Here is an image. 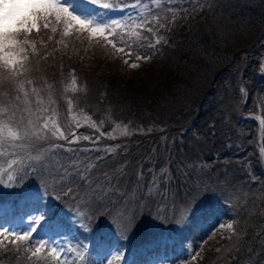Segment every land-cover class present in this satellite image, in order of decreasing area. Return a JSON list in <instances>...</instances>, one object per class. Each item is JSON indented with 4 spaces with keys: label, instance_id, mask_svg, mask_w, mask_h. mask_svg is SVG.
Returning <instances> with one entry per match:
<instances>
[{
    "label": "trees",
    "instance_id": "obj_1",
    "mask_svg": "<svg viewBox=\"0 0 264 264\" xmlns=\"http://www.w3.org/2000/svg\"><path fill=\"white\" fill-rule=\"evenodd\" d=\"M176 1L178 4L172 2L169 6L171 12L168 8L164 14L156 15L159 23L154 20L156 16L136 20V12L129 14L124 21L125 29L144 20L150 21L146 27L153 28L151 33L137 29L141 32L139 40L124 36V40L131 44L130 60L138 63L139 67L130 69L129 65L108 54L103 56L96 53L90 57L85 49L73 48L63 42L57 45L56 41H60L58 33H61L58 31L53 41L48 42L47 51L51 54L46 60L40 61L39 70L33 76L37 79L38 86H44L45 81L53 86V98L62 124L70 118L66 100L71 99L72 113L84 112L97 124L104 122V131L110 130L114 124L127 125L132 130L131 137L111 140L102 138L99 144L116 145L111 154L99 155L97 149L90 145L81 146L87 151L77 149L80 150L77 155L81 159L87 157L98 165L94 169L95 173H115L120 176L119 186L128 190L138 182L140 185H147L152 181L153 174H159L161 168H168L177 177L168 185L171 191L168 193L167 211L164 212L167 217L173 212L172 193L176 194L177 206L185 196L186 189L180 186L183 178L179 170H191L190 166L196 165L193 179L212 183L215 193L211 200L215 201L216 207L209 215L202 216L201 221L197 217L190 219L189 236L191 235L194 251L213 232H218L219 223H234L236 227L238 222V232H246L238 242L241 250L236 254V259H230L225 252L229 241L224 239L218 247L221 251L217 252V248L206 253L202 264H264V244L261 243L264 238V124L261 125L259 134L257 121L248 116L259 113L264 119V0H219L221 3L227 1L226 4H219L229 6L225 11L227 14L233 11L226 30L216 24H225L218 20L221 12L217 5L212 7L211 3H204L200 8V5H191L190 2ZM198 1L202 3L204 0ZM127 14L118 13L115 18L118 21ZM201 15L204 16L199 17ZM106 22L111 23V20ZM160 24L164 27L161 28ZM188 24L190 28L186 26ZM196 26L200 36L195 31ZM117 32L119 34L121 29H117ZM48 35L52 33L42 28L39 34H32V39L37 42L41 38L47 40ZM215 36L224 40L221 47L215 41ZM234 36L241 37L237 47ZM158 37H163L159 44L147 47L149 43H155ZM195 38H199V43ZM119 39V35L114 37L117 42ZM180 44L185 47L182 53L177 49ZM37 48L40 56H43L45 49L39 42ZM57 48L59 50L53 51ZM137 55L151 58L136 61ZM217 57L221 58V63H217L212 77L206 76V84L190 85L197 80L193 78L197 69H202L203 72L208 70L206 62H214ZM33 63L35 64V60ZM73 69L78 91L65 93L64 88L71 81ZM190 78V83H187ZM196 85L198 86L194 91ZM196 93L201 94L195 96ZM44 95L47 103V94ZM168 116L167 120L163 119ZM139 130L145 132L142 134ZM74 131L79 135L97 134L96 129L89 125ZM55 143L68 146L64 140ZM45 146L48 145H42L47 148ZM60 154L67 156L68 152L62 151ZM98 157L102 159H97ZM36 172L38 176L47 178L46 172L29 170V175L22 184L14 187L15 192L8 195L9 190H4L0 195L6 193L4 197H12L25 186L32 187L36 181ZM141 172L143 178L138 181V174ZM225 180L232 187L224 184ZM43 182L40 185L44 187ZM50 185L51 182L40 202L46 205L42 210L47 212L43 225L47 224L48 230L54 231L55 226L51 222L58 228L60 224L66 228L54 233L56 235L49 233L43 237L47 241L60 239L56 243L60 242L69 249L87 246L83 249V261L76 251L66 253L67 264H73V261L75 264L95 263L92 258L102 238L110 247L116 246L120 256L139 255L135 258L136 264L149 260L153 252L140 253L138 249L148 237L154 238L153 225L158 219L153 217L157 212L161 214L164 211V201H159V207L152 205V215H148L145 210L135 226L129 229L125 221L119 219L123 202H116L117 198L114 197L107 207L93 208L98 214L90 221V231H83L78 226L73 229L72 226L75 225L71 226L63 213L76 200L65 197L58 188L54 191ZM246 197L248 200L244 205ZM13 201L10 200L9 204L16 205L18 209L26 206L29 200ZM8 209V206L0 203V219L7 215L12 224L18 213L10 210L12 215ZM86 209L89 210L87 207ZM132 210L139 211L135 204H129V213ZM111 220L115 229L107 232L105 227L110 226ZM37 233L33 234V245L38 240ZM227 236L228 232L225 237ZM232 242L237 243L236 237H233ZM249 247L252 251H249ZM160 251L164 255L168 253L164 248ZM17 255L19 254L9 252L5 258L4 252L0 251L3 264H35L34 259H27V253L20 255L19 259ZM42 264H55V261L49 258Z\"/></svg>",
    "mask_w": 264,
    "mask_h": 264
},
{
    "label": "snow or ice",
    "instance_id": "obj_2",
    "mask_svg": "<svg viewBox=\"0 0 264 264\" xmlns=\"http://www.w3.org/2000/svg\"><path fill=\"white\" fill-rule=\"evenodd\" d=\"M85 3L105 9L110 7L109 4L101 3L100 0H0V185L7 188L21 185L25 177L29 175V170L47 173V178L40 176V179L44 181L43 191L38 189L33 194L38 206L34 208V215L30 217L29 226L20 233L0 227V251L4 252L5 258L9 252L19 254L17 259L20 255L27 253V259H34L35 264H42L49 258L54 259L55 264H67L66 253L76 251L82 261L85 259L83 249L87 246L69 249L58 246L56 241L43 239L32 244L33 234L43 227V222L47 218V212L42 210L46 208V205L40 202L47 193L49 182L54 191L58 188L65 197L82 201V206L89 208L87 214L75 213L76 219L73 223L83 231H90L89 222L93 216L98 214L97 211H93V208L107 207L113 202L114 197L117 198L116 202H123L119 215L129 229L135 226L145 210L148 215H152V205L159 207L161 200L165 202L167 211L168 193L171 191L168 185L177 179L168 168H161L159 174L154 173L152 181L147 185H140L138 182L131 190L122 189L119 186L120 176L108 172L95 173L94 169H97L98 165L88 160L87 157L81 159L77 155L80 150L65 149L63 144L55 143L57 140H64L68 144L78 143L81 137L76 135L73 125L76 128L82 126L75 114L70 116L68 123H61L56 100L53 98V86L47 84V81L44 82V86H38V81L33 76V73L39 70L40 61L46 60L51 54L47 51V47L48 42L53 41L55 34L60 31L62 36L68 37L73 33L77 35L86 33L90 40H103L106 45L111 46L114 53L128 57L129 59L124 62L135 68L139 67V64L129 63L132 56L131 44L124 40V36L139 40L141 32L137 29L153 32L152 27H146L150 23L147 20L133 25L130 29H125L124 25L117 20L108 23L100 17L99 13L82 10ZM154 3L160 6L161 0H154ZM168 11L171 12L172 9L169 8ZM154 20L159 23L158 16L154 17ZM174 20L175 13L173 12ZM61 25L62 28H60ZM160 27L163 28L164 25L160 24ZM42 28L52 35H48L47 40L41 38L38 41L45 49L44 55L40 56L37 48L38 42L32 39V34H39ZM117 29H121L119 34ZM117 35L120 37L119 44L123 46H118L117 41L110 39ZM162 39L163 37H158L155 43H149L147 47H155ZM61 43L62 41H56L57 45ZM57 50L59 49L53 51ZM150 58L137 55L136 61ZM71 76L70 83L64 88L65 93L78 91L74 69ZM45 93L47 103H45ZM66 102L68 112L72 113L73 101L67 99ZM83 120L87 122L90 117L83 116ZM260 122L264 124V119ZM91 126L97 128L94 122ZM117 129H120L119 124L113 131ZM122 134H128L127 125H124ZM82 139L89 140L90 137L84 136ZM44 144L48 147H42ZM32 151H35L36 155H32ZM62 151L73 155H61ZM107 151L111 152L113 149L109 148ZM97 159H102V157ZM190 167L191 170H179L183 178L180 186L185 188L186 192L178 206L176 205V194L172 193L171 196L173 219L170 222L178 227L186 225L194 217L199 205L204 202L202 198H205L207 193L215 192L210 183H206L203 179H193L196 165ZM149 171L152 170L149 169ZM142 178L143 173L141 172L138 174V181ZM223 183L232 187L227 180ZM129 204H135L139 211L132 210L129 213ZM212 210L209 205L207 211ZM107 214L111 215V213ZM159 215L160 213L157 212L153 218L159 219ZM167 219L165 215V220ZM238 227V222H236V227L234 223L218 224V231L228 230V236L221 238L229 241V245L224 250L230 259H236V254L241 250L238 242L246 234V232H238ZM214 234L215 232L212 233ZM233 237H236L237 243L232 242ZM100 243L101 246L105 243L103 238ZM261 243L264 244V238L261 239ZM7 245L12 247L8 248ZM216 251L220 252L221 249L218 248ZM249 251H252L251 247ZM119 257L120 253L117 251L116 258ZM192 258L195 259V256ZM0 264H3V258H0ZM99 264H103V261ZM107 264H113V260L107 259Z\"/></svg>",
    "mask_w": 264,
    "mask_h": 264
},
{
    "label": "rangeland",
    "instance_id": "obj_3",
    "mask_svg": "<svg viewBox=\"0 0 264 264\" xmlns=\"http://www.w3.org/2000/svg\"><path fill=\"white\" fill-rule=\"evenodd\" d=\"M185 2H190L191 5L196 4V6L200 5V8L203 7L204 3H211V6L213 7L214 5H217L216 7L219 8L220 12L218 15V20L219 21H223L225 24H220L217 23L216 24L218 26H220L222 29L226 30L228 29V20L230 19V17L233 16V11L232 13L227 14V12H225L228 8L226 7V5H219V4H226V2L221 3L219 2V0H204L202 3L199 2L198 0H183ZM221 1V0H220ZM233 1V0H232ZM253 1V0H252ZM101 3H107L110 5L109 8L105 9L102 7H97L96 5H89L87 3H85L83 5V9L82 10H87V11H92L95 13H99L100 17L104 20V21H108L110 19L112 20H117L115 17L117 16L118 13L121 12H127L128 14L123 17L122 19L118 20L121 22L122 25H124V21L127 19V17L129 16V14H134V12H136L134 19L138 20V19H146L149 18V16H156L159 14H164L167 9L169 8L170 4L172 2H174L175 4H178V2L176 0H161V5L157 6L156 3H154V0H100ZM133 12V13H132ZM199 13V12H197ZM204 16V15H203ZM202 15L199 17H203ZM111 20V21H112ZM202 20V18L200 19ZM187 27L190 26V24L186 25ZM186 27V28H187ZM190 28V27H188ZM193 28V27H192ZM195 31H197V26L194 27ZM198 35L200 36L199 32ZM58 37H60V41H62L63 43L70 45L71 47H75L77 49H85V51L90 53V57L94 56L96 53H100L103 54V56L111 55L113 56L116 60L120 59L121 61H123V63H125L124 61L126 59H129L128 57L124 56L123 54L120 53H114V50L111 48V46H108L105 44V42L103 40H97V39H89L88 35L86 33H81L79 35H77L76 33H73L71 35H69L68 37H64L62 36V33H58ZM110 39L114 40V37H110ZM234 39L236 40L235 42V47H237V45L240 43V38H238L237 36H234ZM195 41L197 43H199V38H195ZM215 41L218 43V45H223L224 40L218 36H215ZM118 46H122L121 44H119L118 42ZM221 47V46H220ZM184 44H180V46L178 45V51L180 53H182V51L184 50ZM128 49H126L127 51ZM131 59V58H130ZM262 65H264V58L262 59ZM129 63H132L131 60H129ZM207 68L208 70L204 71L201 69H197V72H195L194 77L197 80H195V82L191 83L190 85H195V84H206V76L207 77H212L214 75V73L216 72V66L217 63H221V58L217 57L214 62L211 60H208L207 62ZM126 64V63H125ZM128 65V64H127ZM133 67H130V69H132ZM195 71V70H194ZM190 79H188L187 83H190ZM205 81V82H204ZM198 85L195 86L194 91L196 90V87ZM201 93H196L195 96L200 95ZM68 96V95H67ZM69 113V112H68ZM72 114H75L81 121V127H87L88 125L91 126V124L94 122L97 125L96 129V133L97 134H89V135H79L76 134L78 137H81V139L79 140L78 143L75 144H68V146H64L65 149L67 148H74V149H80V150H86L85 148L81 147V146H89L96 148V152H98V154H111V152H113L116 148V145L114 146H110L108 143L107 144H99L100 141L102 140V138H107L109 140L111 139H118V138H123V137H131L133 132L132 130L127 126V130H128V134L124 135L122 134L123 131V127L124 125H120V129H117L115 132L113 131L114 128H116L117 124H114L110 130L108 131H104V122L97 124L90 116V120H88L87 122L83 120V116H87L85 115L86 113H80L77 111V113H70V116ZM250 118H254L259 126V134H260V130H261V115L259 113L253 114H249L248 115ZM168 117H164V120H167ZM69 120L66 119V121L64 122V124L68 123ZM79 128H76L73 125V130H77ZM140 133H144L145 131L143 130H139ZM103 133V135H102ZM84 136H88L90 137L89 140H84L82 139V137ZM114 137V138H113ZM58 141V140H57ZM56 142V141H55ZM57 144H61V143H57ZM71 145H75L77 147L71 146ZM48 147V146H45ZM113 149V151L108 152L107 149ZM32 155H36L35 151L31 152ZM70 153H68L69 155ZM67 155V156H68ZM65 156V155H64ZM31 171V170H30ZM45 176H47V173L45 174ZM38 173L36 172V175H34V179H36V181L33 182L32 187H27L25 186L22 190H20L19 192H16L12 197H4L6 193H4V195H0L1 197H4V199H1L0 203H2V206H4V204L6 206L9 207V212H11L10 210H12L14 213H18L16 215V217L14 218V221L12 224H10L9 218L7 217V215L0 219V227L3 228H8L11 230L16 231L17 233L22 232V230L26 229L29 226L30 223V217L32 215H34V208L37 207L38 205L36 204L34 195L37 190H41L43 191V185L40 183L43 181L41 179H37ZM6 179V178H5ZM44 183V182H43ZM52 185H50L49 187H51ZM211 188L214 189L212 183H210ZM4 190H9L8 195L10 194V192H15L14 187L12 188H7L4 187L3 185H0V192L4 191ZM215 192H209L206 194L205 198L203 199V203L199 205L198 210L196 211L194 217H197L198 220H202V216H207L209 215L212 211H207V209L209 208V205H211V208L214 209L216 207L215 201L211 200V196L214 195ZM239 194V193H238ZM26 198L29 200L28 203L26 204V206L22 207V208H18L16 209V205H10L9 201L11 200L12 202H14L13 200L15 199H23L24 201L26 200ZM55 199V198H54ZM235 199V198H233ZM248 197H246L244 199V205L247 202ZM212 201V204H211ZM233 203V202H232ZM83 202H78V201H74L72 203H70L65 209V212H63L66 217L68 222L70 223V225H75L73 223V221L76 219L75 213L78 212H83L85 214L89 213V210L86 209V207L82 206ZM216 210V209H215ZM165 209L163 212H161V214L159 215V219L157 222H155V224L153 225V233H154V238L152 236L148 237V240L143 241V243L140 245L139 247V251L140 253H148V252H153L150 257L149 260H147L145 263L143 264H202L204 261V258L206 256V253L217 249L224 241V239H222L221 237H225L228 230H222V231H218L215 232L214 235H211L210 237H208L203 243L202 245L198 248V250L195 252L194 249L192 248V238L191 235L189 236V231H190V222H188L186 225L182 226V227H178L175 223H171L170 221L173 219V212H170L168 217L169 219L165 220ZM12 214V212H11ZM13 215V214H12ZM164 216V217H163ZM121 219V218H119ZM51 224L53 226H55V231L51 230L47 228V224L43 225V227H40L38 230V240L43 239L45 241H47V239H45L43 237V235L45 234H54V233H58L60 232V230L66 228L63 224H60L59 228L56 227L54 222H51ZM90 224V222H89ZM115 225L113 223V221H110V226L107 225L105 227V231L110 232L112 230H114V226ZM225 225L227 223H224ZM77 225L72 226L73 229L76 228ZM117 226V225H116ZM56 235V234H54ZM40 237V238H39ZM43 237V238H42ZM55 241H60V239H57ZM58 246H62L59 243H57ZM164 246H168V248L164 247ZM164 248V250H168V253L166 255H164V252H161L160 250H162ZM116 254H117V247L116 246H109L108 244H106V242L103 244V246H101V243H99V245L96 247L95 251H94V256H93V261H95V263H88V264H99L100 261H103V264H107V259H111L113 260V264H136L135 263V258H138L139 255L137 254H131V255H122L120 256L118 259L116 258ZM107 256V259H105V257ZM195 256V259H193L192 257ZM91 259V260H92ZM90 262V261H89Z\"/></svg>",
    "mask_w": 264,
    "mask_h": 264
}]
</instances>
